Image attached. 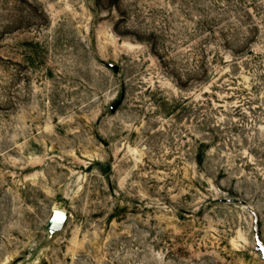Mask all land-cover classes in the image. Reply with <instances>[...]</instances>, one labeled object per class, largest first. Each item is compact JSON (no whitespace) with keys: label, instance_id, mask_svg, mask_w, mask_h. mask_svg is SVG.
<instances>
[{"label":"rangeland","instance_id":"1","mask_svg":"<svg viewBox=\"0 0 264 264\" xmlns=\"http://www.w3.org/2000/svg\"><path fill=\"white\" fill-rule=\"evenodd\" d=\"M0 264H264V0H0Z\"/></svg>","mask_w":264,"mask_h":264},{"label":"water","instance_id":"2","mask_svg":"<svg viewBox=\"0 0 264 264\" xmlns=\"http://www.w3.org/2000/svg\"><path fill=\"white\" fill-rule=\"evenodd\" d=\"M68 215H69L68 211L64 209H56V222H61L65 220L68 217ZM255 233H256L257 240H259L258 239V235H259L258 228H256Z\"/></svg>","mask_w":264,"mask_h":264}]
</instances>
